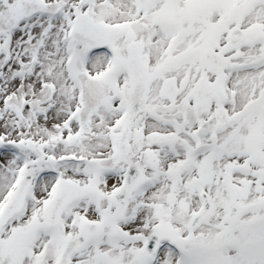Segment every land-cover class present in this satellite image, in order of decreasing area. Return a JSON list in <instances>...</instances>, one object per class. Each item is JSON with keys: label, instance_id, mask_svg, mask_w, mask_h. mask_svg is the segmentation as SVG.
I'll use <instances>...</instances> for the list:
<instances>
[{"label": "snow or ice", "instance_id": "obj_1", "mask_svg": "<svg viewBox=\"0 0 264 264\" xmlns=\"http://www.w3.org/2000/svg\"><path fill=\"white\" fill-rule=\"evenodd\" d=\"M0 264H264V0H0Z\"/></svg>", "mask_w": 264, "mask_h": 264}]
</instances>
